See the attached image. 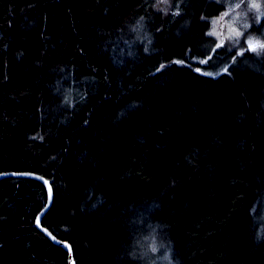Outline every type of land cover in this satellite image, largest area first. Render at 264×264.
<instances>
[{"label":"trees","instance_id":"trees-1","mask_svg":"<svg viewBox=\"0 0 264 264\" xmlns=\"http://www.w3.org/2000/svg\"><path fill=\"white\" fill-rule=\"evenodd\" d=\"M261 45L264 0H0V172L75 264H264ZM47 198L0 179V264H69Z\"/></svg>","mask_w":264,"mask_h":264},{"label":"water","instance_id":"water-1","mask_svg":"<svg viewBox=\"0 0 264 264\" xmlns=\"http://www.w3.org/2000/svg\"><path fill=\"white\" fill-rule=\"evenodd\" d=\"M10 176L32 177V178H36L42 181L45 184L47 192H48V198H47V202L44 208L39 212L36 218V225L51 241H53L55 244H59L63 246L64 249L69 254V264H75V260L72 255V249H71L70 244L67 241H62L58 239L47 227L43 226L42 224L43 216L47 212L49 207L51 206L53 202V198H54L53 187L50 183V180L34 172H14V171L0 172V179L5 178V177H10Z\"/></svg>","mask_w":264,"mask_h":264},{"label":"snow or ice","instance_id":"snow-or-ice-1","mask_svg":"<svg viewBox=\"0 0 264 264\" xmlns=\"http://www.w3.org/2000/svg\"><path fill=\"white\" fill-rule=\"evenodd\" d=\"M254 47V46H253ZM261 47H264V45H261Z\"/></svg>","mask_w":264,"mask_h":264}]
</instances>
